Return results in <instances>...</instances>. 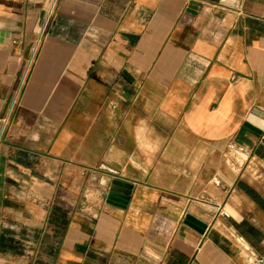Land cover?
I'll return each instance as SVG.
<instances>
[{"label": "crops", "instance_id": "crops-1", "mask_svg": "<svg viewBox=\"0 0 264 264\" xmlns=\"http://www.w3.org/2000/svg\"><path fill=\"white\" fill-rule=\"evenodd\" d=\"M254 110L264 0H0V239L37 264L264 259Z\"/></svg>", "mask_w": 264, "mask_h": 264}, {"label": "rangeland", "instance_id": "rangeland-1", "mask_svg": "<svg viewBox=\"0 0 264 264\" xmlns=\"http://www.w3.org/2000/svg\"><path fill=\"white\" fill-rule=\"evenodd\" d=\"M37 238L0 239V264H37L45 258L43 247L38 250ZM48 259V258H47Z\"/></svg>", "mask_w": 264, "mask_h": 264}, {"label": "water", "instance_id": "water-1", "mask_svg": "<svg viewBox=\"0 0 264 264\" xmlns=\"http://www.w3.org/2000/svg\"><path fill=\"white\" fill-rule=\"evenodd\" d=\"M252 114L259 118L260 121H257L256 118H252L245 123L244 129L257 136H262L264 134V113L254 110ZM131 191L132 187L130 185L115 181L111 188L110 196L113 201H117L121 204H127L130 200ZM186 225L196 230L200 234L204 233L206 228V225L193 219L192 217H187Z\"/></svg>", "mask_w": 264, "mask_h": 264}, {"label": "built area", "instance_id": "built-area-1", "mask_svg": "<svg viewBox=\"0 0 264 264\" xmlns=\"http://www.w3.org/2000/svg\"><path fill=\"white\" fill-rule=\"evenodd\" d=\"M28 73V72H27ZM28 75V74H27ZM25 83V80L23 81V85ZM7 124V121H5V125ZM250 264H264V259L256 257L254 254L251 255L249 259Z\"/></svg>", "mask_w": 264, "mask_h": 264}]
</instances>
